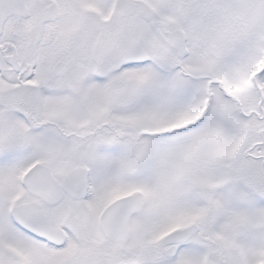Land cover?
Listing matches in <instances>:
<instances>
[{
  "label": "snow or ice",
  "instance_id": "6c2138e0",
  "mask_svg": "<svg viewBox=\"0 0 264 264\" xmlns=\"http://www.w3.org/2000/svg\"><path fill=\"white\" fill-rule=\"evenodd\" d=\"M0 264H264V0H0Z\"/></svg>",
  "mask_w": 264,
  "mask_h": 264
}]
</instances>
